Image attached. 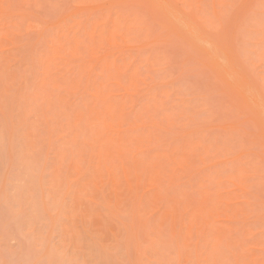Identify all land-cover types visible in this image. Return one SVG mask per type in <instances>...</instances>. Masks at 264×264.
Here are the masks:
<instances>
[{
	"label": "rangeland",
	"instance_id": "rangeland-1",
	"mask_svg": "<svg viewBox=\"0 0 264 264\" xmlns=\"http://www.w3.org/2000/svg\"><path fill=\"white\" fill-rule=\"evenodd\" d=\"M0 264H264V0H0Z\"/></svg>",
	"mask_w": 264,
	"mask_h": 264
}]
</instances>
